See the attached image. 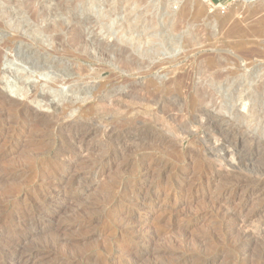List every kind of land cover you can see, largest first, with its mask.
<instances>
[{"label":"rangeland","instance_id":"1","mask_svg":"<svg viewBox=\"0 0 264 264\" xmlns=\"http://www.w3.org/2000/svg\"><path fill=\"white\" fill-rule=\"evenodd\" d=\"M200 90L208 95L204 101ZM0 92L13 103L0 111V124L4 114L9 133L20 139L6 145L5 135L0 136V170L22 169L0 181V264H31L23 262L27 252L15 261L9 242L17 233L26 247L46 242L55 247L57 254L53 251L47 264H104L107 259L111 264H264V0H242L225 12L197 0H0ZM141 97L153 98V106L159 103L140 106ZM67 104L72 109L58 116ZM79 104L85 106L77 117ZM155 107L171 108L174 118L153 114ZM28 110L38 118H18L25 123L16 124L15 117ZM88 129L92 134L83 150L68 154L73 137ZM101 157L109 163L94 164ZM74 176V188L83 189L79 198L59 194L28 224L11 230L16 205L42 190L38 195L67 187ZM11 192L17 202H6ZM235 216L257 230L240 239L233 230ZM122 224L136 226L137 234L122 231ZM153 232L158 236H150ZM130 237L144 249L134 260L122 246ZM177 255L185 257L173 260Z\"/></svg>","mask_w":264,"mask_h":264},{"label":"bare ground","instance_id":"2","mask_svg":"<svg viewBox=\"0 0 264 264\" xmlns=\"http://www.w3.org/2000/svg\"><path fill=\"white\" fill-rule=\"evenodd\" d=\"M206 5V4H205ZM188 6V5H187ZM187 9V8H186ZM199 12V11H198ZM76 38V37H75ZM241 42V41H240ZM243 42V41H242ZM84 44V43H83ZM238 44V43H237ZM85 46V45H84ZM44 51V50H43ZM209 65H210V67H213L214 66V63H209ZM195 72V71H194ZM8 82V81H7ZM21 82V81H20ZM19 83V82H18ZM166 83V82H165ZM3 84H4V82H3ZM11 84V83H10ZM23 84V83H22ZM9 85V84H8ZM13 85V84H12ZM18 85V84H17ZM167 85V84H166ZM182 85V84H181ZM16 86V85H15ZM21 86V85H20ZM147 86V85H146ZM3 87H4V85H3ZM12 87V86H11ZM24 87V86H23ZM134 87V86H133ZM182 87V86H181ZM17 88H19V87H17ZM102 88V87H101ZM11 89V88H10ZM22 89V88H21ZM24 89V88H23ZM38 89V88H37ZM195 89V88H194ZM183 90V89H182ZM18 91V90H17ZM168 92H169V90H167ZM201 91V90H200ZM199 91V92H200ZM20 92V91H19ZM103 92V91H102ZM139 92V91H138ZM144 92V91H143ZM162 92H163V90H162ZM183 92V91H182ZM1 93V92H0ZM35 93L37 94V92L35 91ZM101 93V92H100ZM161 94V93H160ZM169 94V93H168ZM167 94V95H168ZM2 95V94H1ZM95 95V94H94ZM126 95V94H125ZM5 96V95H4ZM35 96V95H34ZM98 96H99V94H98ZM129 96H131V95H129ZM172 96V95H171ZM39 97H40V95H39ZM140 97V96H139ZM138 97V98H139ZM156 97V96H155ZM161 97V96H160ZM173 97V96H172ZM171 97V98H172ZM207 97H208V95L206 94V93H202V91L200 92V97H199V100L200 101H204V100H206L207 99ZM7 98V97H6ZM98 98V97H97ZM129 98V97H128ZM132 98H133V96H132ZM157 98V97H156ZM165 98V97H164ZM113 99V98H112ZM163 99V98H162ZM176 99V98H175ZM178 99V98H177ZM33 100V99H32ZM96 100V99H95ZM99 100V99H98ZM101 100V99H100ZM110 100H111V98H110ZM118 100V99H117ZM126 100V99H125ZM128 100V99H127ZM103 101V100H102ZM135 101V100H134ZM137 101V100H136ZM136 101H135V103L134 104H136ZM154 100H153V98H149V97H141L140 99H139V101L137 102L138 104L140 103V104H142V105H144L145 107H150L151 105L153 106V104H152V102H153ZM166 101V100H165ZM210 101V100H209ZM111 102V101H110ZM113 102H114V100H113ZM120 102V101H119ZM133 102V101H132ZM131 102V103H132ZM158 102V101H157ZM157 102H156V104H157ZM167 102V101H166ZM11 103H12V100H7V99H5V97H0V111H2V110H6V112H7V109L9 108V106L11 105ZM15 103V102H14ZM17 103V102H16ZM71 103V102H70ZM74 103V102H73ZM116 103V102H115ZM126 103H128V102H126ZM155 103V102H154ZM159 103V102H158ZM165 103V102H164ZM180 103L181 102H179V105H180ZM13 104V103H12ZM22 104V103H21ZM25 104V103H24ZM88 104H90V103H88ZM119 104V103H118ZM124 104V103H123ZM139 104V105H140ZM156 104H154V106L156 105ZM20 105V104H19ZM26 105V104H25ZM133 105V104H132ZM139 105H137L138 107H139ZM142 105H140V106H142ZM188 105V104H187ZM196 105V104H195ZM15 106V105H14ZM63 106V105H62ZM85 106V105H84ZM84 106L83 105H81V104H79L78 106H76L75 107V109H76V113H77V117L81 114V112L83 111V108H84ZM98 106V105H97ZM111 106H112V102H111ZM117 106V105H116ZM143 106V107H144ZM153 106V107H154ZM27 107V106H26ZM107 107V106H106ZM109 107V106H108ZM120 107V106H119ZM122 107V106H121ZM129 107V106H128ZM130 107H131V105H130ZM129 107V108H130ZM133 107V106H132ZM135 107V106H134ZM133 107V108H134ZM138 107H137V109H138ZM172 107H174V106H172ZM188 107V106H187ZM199 107V106H198ZM11 108H12V106H11ZM24 108V107H23ZM29 108V107H28ZM110 108V107H109ZM123 108V107H122ZM184 108V107H183ZM201 108V107H200ZM13 109V108H12ZM11 109V110H12ZM22 109V108H21ZM27 109V108H26ZM68 109H72V107H71V104H67V105H65V107H62V108H59V113H57L58 114V116L59 115H65L66 114V112H67V110ZM99 109V108H98ZM127 109V108H126ZM143 109V108H142ZM155 109H156V113H153L152 111H150V112H152L153 114H157V112L159 111L160 112V114L162 115V116H164V118H165V120H166V118H170L171 120L174 118V116L172 115V113H171V108H169L170 110H166V109H162V108H159V107H155ZM155 109H151V110H154L155 111ZM58 109H56L55 111H57ZM128 110V109H127ZM132 110V109H131ZM188 110V109H187ZM8 111H10V109L8 110ZM21 111V110H20ZM25 111V110H24ZM129 111V110H128ZM139 111V110H138ZM145 111V110H144ZM182 115H183V113H182V111H183V109L181 110H178ZM12 112V111H11ZM69 112V111H68ZM85 112H86V110H85ZM97 112V111H96ZM190 112V111H189ZM203 112V111H202ZM75 113V114H76ZM95 113V112H94ZM93 113V114H94ZM136 113V112H135ZM139 113V112H138ZM3 114V113H2ZM1 114V115H2ZM10 114V113H9ZM23 115H20V116H16L15 117V119L17 120V121H15V119H14V122H16V124H20V123H25L24 122V120H20V119H25V120H29L30 118H33V117H37V113H34L33 111H30V110H28L27 112H24V113H22ZM99 114V113H98ZM131 114V113H130ZM175 114V113H174ZM186 114V113H185ZM189 114V113H188ZM198 114V113H197ZM196 114V115H197ZM206 114V113H205ZM11 115V114H10ZM152 115V114H151ZM195 115V116H196ZM208 115V114H207ZM207 115H206V117H207ZM5 115L3 114V119H2V124H0V136H2V134H4L5 135V137H3L4 139L2 140L3 141V143L4 144H6V145H9V144H18L20 141V139H18L17 140V138H14V137H12L11 136V131H10V121H8V118H6V116L4 117ZM8 116V115H7ZM51 116V115H50ZM57 116V115H56ZM94 116V115H93ZM129 116V115H128ZM135 116V115H134ZM139 116V115H138ZM12 117H14L13 115H12ZM47 117V116H46ZM132 117V116H131ZM130 117V118H131ZM141 117V116H140ZM146 117V116H145ZM188 117V116H187ZM191 117V116H190ZM199 117V116H198ZM210 117V116H209ZM244 119H246L248 116L247 115H244V116H242ZM18 118H20V119H18ZM38 118V117H37ZM138 118V117H137ZM142 118V117H141ZM11 119V118H10ZM51 119V118H50ZM60 119V118H59ZM59 119H58V122H59ZM62 119H64V118H62ZM68 119H70V117L68 118ZM78 119V118H77ZM136 119V118H135ZM200 119H201V117H200ZM206 119V118H205ZM208 119V118H207ZM212 119V118H211ZM43 120H44V117H43ZM57 120V119H56ZM80 120H81V118H80ZM87 120V119H86ZM138 120H140V119H138ZM190 120H191V118H190ZM64 121V120H63ZM82 121H83V119H82ZM198 121V120H197ZM196 121V122H197ZM14 122L12 121V123L14 124ZM31 122V121H30ZM33 122V121H32ZM35 122V121H34ZM47 122V121H46ZM124 122V121H123ZM128 123H129V120L127 121ZM131 122H132V120H131ZM133 122H134V120H133ZM135 122H136V120H135ZM163 122H165L164 120H163ZM171 122V121H170ZM174 121H172V124L174 125V123H173ZM211 122V121H210ZM44 123V122H43ZM61 123H65V125L66 124H68L69 122H61ZM71 123V122H70ZM79 123V122H78ZM137 123V122H136ZM140 123V122H139ZM191 123V122H190ZM198 123V122H197ZM29 124V123H28ZM57 124V123H56ZM74 124H75V122H74ZM113 124V123H112ZM124 124H126V123H124ZM169 124V123H168ZM181 124V123H180ZM196 124V123H195ZM210 124V123H209ZM213 124V123H212ZM12 125V124H11ZM25 125H27V124H25ZM65 125H64V128H65ZM80 125V124H79ZM84 125V124H83ZM86 125V124H85ZM84 125V126H85ZM89 125V124H88ZM121 125H123V124H121ZM127 125V124H126ZM133 125V124H132ZM167 125V124H166ZM178 125V124H177ZM185 125V124H184ZM189 125V124H188ZM199 125V124H198ZM208 125V124H207ZM14 126V125H13ZM13 126H12V128L11 129H14L13 128ZM42 127H43V125H41ZM76 126V125H75ZM75 126H73V127H75ZM135 126H137V125H135ZM135 126H133V127H135ZM141 126V125H140ZM143 126H144V123H143ZM160 126V125H159ZM168 126V125H167ZM26 127V126H25ZM30 127H33V126H30ZM70 127V126H69ZM81 127H83V126H81ZM118 127V126H117ZM122 127V126H121ZM139 127V126H138ZM137 127V128H138ZM162 127H164L163 125H162ZM174 127V126H173ZM205 127V126H204ZM209 127V126H208ZM214 127V126H213ZM212 127V128H213ZM44 128V127H43ZM46 128H47V126H46ZM88 128V127H87ZM91 128V127H90ZM104 128V127H103ZM106 128H107V126H106ZM111 128V127H110ZM116 128V127H115ZM161 128V127H160ZM177 128V127H176ZM182 128H183V126H182ZM201 128V127H200ZM199 128V129H200ZM216 128H218V127H216ZM230 128V127H229ZM28 129H30V128H28ZM59 129H61V128H59ZM65 129H68V127L67 128H65ZM76 129H78V128H76ZM105 129V128H104ZM124 129V128H123ZM134 129V128H133ZM132 128H130V126H129V129H127V130H129L130 132H135V129L133 130ZM149 129V128H148ZM162 129V128H161ZM214 129V128H213ZM225 129V128H224ZM42 130H44V129H42ZM41 130V131H42ZM55 130H56V128H55ZM91 130L92 129H88V130H84V131H82V132H80V133H78V134H76L74 137H73V139L71 140V143H69L70 145H69V150L67 151V153L68 154H70V152H75V151H82L83 150V148H84V145H83V142H84V139H86V137H88V136H90V134H92L91 133ZM111 130V129H110ZM113 130V129H112ZM126 130V132H128ZM143 130V129H142ZM150 130V129H149ZM182 130V129H181ZM211 130V129H210ZM218 130V129H217ZM65 131V130H64ZM71 131V130H70ZM75 131V130H74ZM73 131V132H74ZM107 131L108 130H106V134H107ZM122 131V130H121ZM154 131V130H153ZM178 131V130H177ZM214 131V130H213ZM220 131H222V129L220 130ZM224 131V130H223ZM10 132V133H9ZM60 132V131H59ZM63 132V131H62ZM67 132H68V130H67ZM66 132V133H67ZM93 132V131H92ZM105 132V131H104ZM109 132V131H108ZM115 132V131H114ZM124 132H125V130H124ZM136 132H137V130H136ZM140 132V131H139ZM144 132V131H143ZM143 132H141V133H143ZM147 132V131H146ZM157 132V131H156ZM173 132H175L174 131V129H173ZM64 133V132H63ZM63 133H61V135L63 134ZM65 133V134H66ZM76 133V132H75ZM94 133V132H93ZM116 133V132H115ZM154 133V132H153ZM159 133V132H158ZM213 133V132H212ZM211 133V134H212ZM29 134V133H28ZM44 134V133H43ZM64 134V135H65ZM105 134V133H104ZM103 134V135H104ZM109 134V133H108ZM122 134V133H121ZM134 134H137V133H134ZM134 134H132V135H134ZM149 134V133H148ZM147 134V135H148ZM175 134H176V132H175ZM183 134H184V132H183ZM226 134V133H225ZM122 135H125V133L124 134H122ZM126 135H127V133H126ZM125 135V136H126ZM130 134L128 133V136H129ZM155 135V134H154ZM185 135V134H184ZM210 135V134H209ZM222 135V134H221ZM110 136V135H109ZM108 136V137H109ZM113 136V135H112ZM136 136V135H135ZM149 136H150V134H149ZM178 136V135H177ZM176 136V137H177ZM187 136V135H186ZM208 136V135H207ZM223 136H225V135H223ZM223 136H222V138L221 139H224L223 138ZM231 136V135H230ZM105 137H107V136H105ZM107 137V138H108ZM115 137V136H114ZM117 137V136H116ZM134 137V136H133ZM132 137V138H133ZM152 137V136H151ZM155 137V136H154ZM209 137H211V136H209ZM58 138V137H57ZM64 138V137H63ZM89 138V137H88ZM118 138V137H117ZM130 138V137H129ZM139 138V137H138ZM183 138V137H182ZM212 138V137H211ZM62 139V138H61ZM69 139H71V138H69ZM109 139V138H108ZM120 139V138H119ZM121 139H123L122 137H121ZM124 139H125V137H124ZM126 139H128V138H126ZM134 139V138H133ZM236 139V138H235ZM62 140H64V139H62ZM89 140V139H88ZM107 140V139H106ZM130 140V139H129ZM146 140V139H145ZM2 141H0V143L2 142ZM68 141V140H67ZM66 141V142H67ZM114 141H115V139H114ZM117 141V140H116ZM131 141H132V139H131ZM149 141V140H148ZM160 141V140H159ZM166 141V140H165ZM164 141V142H165ZM172 141V140H171ZM178 141V140H177ZM222 141V140H221ZM236 141V140H235ZM86 142V141H85ZM111 142V141H110ZM113 142V141H112ZM120 142V141H119ZM123 142V141H122ZM130 142V141H129ZM129 142H128V145H133L132 144V142H130L131 144H129ZM135 142V141H134ZM137 142H138V140H137ZM141 143H144V142H142V140L140 141ZM146 142V141H145ZM161 142V141H160ZM180 142V141H179ZM210 142V141H209ZM87 143V142H86ZM136 143V142H135ZM166 143V142H165ZM168 143V142H167ZM166 143V144H167ZM224 143V142H223ZM230 143V142H229ZM2 144V143H1ZM137 144V143H136ZM163 144V143H162ZM125 145H126V143H125ZM142 145V144H141ZM161 145V144H160ZM165 145V144H164ZM174 145V144H173ZM234 145V144H233ZM17 146H19V145H17ZM61 146H63V145H61ZM61 146H59V147H61ZM121 146H122V144H121ZM136 146V145H135ZM137 146H139L138 144H137ZM162 146V145H161ZM64 147H65V144H64ZM67 147V146H66ZM86 147V146H85ZM128 147V150H129V146H127ZM172 147V146H171ZM121 148H123V147H121ZM125 148V147H124ZM168 148H170L169 146H168ZM180 148V147H179ZM57 150H59V149H57ZM62 151H63V149H61ZM65 150V149H64ZM84 150H86V149H84ZM125 150V149H124ZM119 151V150H118ZM1 152V151H0ZM66 152V151H65ZM84 152H86V151H84ZM116 152H117V149H116ZM115 152V153H116ZM125 152H126V150H125ZM6 153V152H5ZM4 153V154H5ZM61 153V152H60ZM113 153V152H112ZM174 153V152H173ZM62 154L63 153H61V157H62ZM122 153H120V155H121ZM2 155H3V153H1L0 154V159L2 158ZM58 155H60L59 153H58ZM67 155V154H66ZM65 155V156H66ZM109 155V154H108ZM111 155V154H110ZM4 156V155H3ZM105 156H106V154H105ZM114 156V155H113ZM115 156H116V154H115ZM119 156V155H118ZM60 157V156H59ZM110 157V156H109ZM112 157V156H111ZM63 158H64V156H63ZM99 158V157H98ZM97 158V159H98ZM113 158V157H112ZM116 158V157H115ZM114 158V159H115ZM96 159V160H97ZM118 160H119V158H118ZM4 161V160H3ZM109 158L108 157H101L100 159H99V161H97L96 163H94V164H104V163H109ZM112 162H114V161H112ZM213 162V161H212ZM87 163V162H86ZM91 163V162H90ZM158 163V162H157ZM156 164V163H155ZM210 164H212L213 165V163H210ZM109 165H111V164H109ZM157 165V164H156ZM23 166V165H22ZM43 165H41V167H42ZM121 166V165H120ZM166 166V165H165ZM2 167V166H1ZM30 167V166H29ZM36 167H37V165H36ZM35 167V168H36ZM154 167V166H153ZM153 167H152V169H153ZM38 168V167H37ZM164 168V167H163ZM39 169V168H38ZM51 169V168H50ZM88 169V168H87ZM149 169V168H148ZM208 169V168H207ZM20 170H22L21 168H18V167H14V168H4V169H2V170H0V181L2 180H4V178H8V177H15L17 174H20L19 172H20ZM162 170V169H161ZM164 170V169H163ZM41 171H42V169H41ZM87 171V170H86ZM148 171V170H147ZM152 171V170H151ZM150 171V172H151ZM166 171V170H165ZM21 172H24V170L23 171H21ZM37 172H39V171H37ZM163 172V171H162ZM27 173V172H26ZM39 173H41V172H39ZM30 174V173H29ZM44 174V173H43ZM42 174V175H43ZM86 174V173H85ZM84 174V175H85ZM146 174V173H145ZM218 174V173H217ZM22 175V174H21ZM28 175V174H27ZM26 175V176H27ZM159 175H161L160 173H159ZM178 175V174H177ZM228 175V174H227ZM20 176V175H19ZM81 176V175H80ZM79 176V178H81ZM142 176H143V174H142ZM217 176V175H216ZM18 177V176H17ZM25 177V176H24ZM29 177H31V176H28V179H29ZM37 177L38 178H41V175H38L37 174ZM147 177V176H146ZM87 178V177H86ZM152 178V177H151ZM154 178V177H153ZM155 178H156V176H155ZM157 178H158V176H157ZM156 178V179H157ZM213 178V177H212ZM255 178V177H254ZM259 178H261V177H259ZM48 179V178H47ZM216 179V178H215ZM221 179V178H220ZM67 180V179H66ZM76 180H77V178L74 176V179H72V182H71V184H68V186L66 187V186H64L63 187V185L62 186H60V185H58V186H55L57 189V191H54V190H50L48 193H46L45 195H43V196H40V195H38V194H42V191L40 192L39 190H38V192H40V193H38L37 195H31L30 196V198H29V200L27 201V202H25V203H23V204H21V205H16L15 207H14V211H15V213H16V216H17V221L12 225V228H11V230L13 231L14 229H19L18 227L20 226V225H22V224H28V223H25V222H27V221H29L30 219H32L33 218V216L34 215H36L37 213H40L42 210H44L51 202H55V201H57V199H58V195L59 194H62L63 196H67V195H69V196H71V199L72 198H76V197H78L79 198V196L82 194V192H83V189H81V188H74L75 186H74V183L76 182ZM231 180H233V179H231ZM241 180V179H240ZM245 180V179H244ZM249 180V179H248ZM50 181V180H49ZM68 181V183H70ZM79 181H80V179H79ZM238 181V180H237ZM236 180H235V183L237 182ZM253 181H255V182H257L255 179L253 180ZM34 182V181H33ZM247 182V181H246ZM249 182V181H248ZM251 182V181H250ZM3 183V182H2ZM30 183V182H29ZM48 183V182H47ZM47 183H46V185H47ZM65 183V182H64ZM242 183H245V182H243L242 181ZM33 184V183H32ZM40 184H41V182H40ZM49 184H50V182H49ZM52 184V183H51ZM232 184V183H231ZM241 184V183H240ZM254 184V183H253ZM55 185V184H54ZM76 185H78V184H76ZM250 185V184H249ZM252 185V184H251ZM254 185H257V183L256 184H254ZM259 185H261V184H259ZM33 186V185H32ZM31 186V187H32ZM37 186H38V184H37ZM42 186H43V184H42ZM49 186V185H48ZM48 186H46L47 188H48ZM51 186H53V185H51ZM157 186V185H156ZM242 187H243V185H241ZM264 186V185H263ZM36 187V186H35ZM44 187V186H43ZM80 187V186H79ZM164 187V186H163ZM180 187V186H179ZM224 187V186H223ZM254 187V186H253ZM258 187H260V186H256V187H254V191H258L259 190V188ZM41 188V187H40ZM51 188V187H50ZM112 188V187H111ZM167 188V187H166ZM170 189H171V187H169ZM233 188V187H232ZM231 188V189H232ZM31 189V188H30ZM53 189V188H52ZM122 189H123V186H122ZM158 189V188H157ZM162 189V188H161ZM165 189V188H164ZM176 189V188H175ZM174 189V190H175ZM178 189V188H177ZM176 189V190H177ZM263 189V188H262ZM45 190V189H44ZM167 190H169L168 188H167ZM173 190V189H172ZM179 190V189H178ZM245 190V189H244ZM250 190V189H249ZM252 190V189H251ZM250 190V191H251ZM29 191V190H28ZM135 191H136V188H135ZM157 191V190H156ZM229 190H227V192H228ZM232 191V190H231ZM0 192H1V190H0ZM6 192V191H5ZM35 192V191H34ZM34 192H32V193H34ZM44 192V191H43ZM260 191H258V193H259ZM8 193H9V191H8ZM7 193V194H8ZM21 193V192H20ZM37 193V192H36ZM35 193V194H36ZM118 193H119V191H118ZM117 193V194H118ZM121 193V192H120ZM131 193V192H130ZM160 193H161V191H160ZM164 193V192H163ZM172 193V192H171ZM212 193V192H211ZM231 193V192H230ZM235 193V192H234ZM29 194V193H28ZM135 194V193H134ZM220 194V193H219ZM256 194V193H255ZM129 195V194H128ZM222 195V194H221ZM24 196V195H23ZM68 196V197H69ZM135 196V195H134ZM140 196V195H139ZM163 196H164V194H163ZM166 196H168V195H166V193H165V197ZM219 196V195H218ZM128 197V196H127ZM130 197H131V195H130ZM191 197H192V195H191ZM190 197V198H191ZM242 197V196H241ZM244 197V196H243ZM5 198H7V200H6V202H17V194H15V193H10V194H8V196H6ZM4 198V199H5ZM108 198V197H107ZM135 197H133V199H134ZM151 198V197H150ZM167 198V197H166ZM239 198V197H238ZM142 199H143V197H142ZM156 199V198H155ZM264 199V198H263ZM22 200H26V199H22ZM104 200V199H103ZM148 200H149V198H148ZM162 200H163V198H162ZM168 200V199H167ZM216 200V199H215ZM3 201V200H2ZM60 201V200H59ZM71 201V200H70ZM158 201V200H157ZM187 201V200H186ZM19 202V201H18ZM138 202V201H137ZM141 202H143V201H141ZM146 201H144L143 202V204H149V203H145ZM149 202V201H148ZM185 202V201H184ZM207 202V201H206ZM21 203V202H20ZM113 203V202H112ZM151 203V202H150ZM168 203V202H167ZM18 204V203H17ZM140 204V203H139ZM13 205H15V203L13 204ZM142 205V204H141ZM145 205V206H146ZM224 205V204H223ZM9 206V205H8ZM1 207V206H0ZM3 207V206H2ZM111 207H113V206H111ZM110 207V208H111ZM171 207V206H170ZM221 207H222V205H221ZM224 207V206H223ZM222 207V208H223ZM7 208H9V207H7ZM92 208H93V206H92ZM147 208H149V207H147ZM220 208V207H219ZM229 208V207H228ZM227 208V209H228ZM260 208V207H259ZM13 209V208H12ZM173 209V208H172ZM171 209V210H172ZM86 210V209H85ZM85 210H84V214H85ZM92 210V209H91ZM95 210V209H94ZM164 210V209H163ZM167 210V209H166ZM170 210V211H171ZM220 210V209H219ZM224 210V209H223ZM226 210V209H225ZM260 210V209H259ZM263 210H264V208H263ZM49 211V210H48ZM152 211V210H151ZM168 211V210H167ZM173 211H175L174 209H173ZM229 211L230 210H227V212L229 213ZM238 211V210H237ZM240 211V210H239ZM2 212V211H1ZM89 212H90V210H89ZM261 212H263L262 211V209H261ZM6 213V212H5ZM168 214H169V216H170V213L169 212H167ZM227 213V214H228ZM234 213H235V211H234ZM254 213V212H253ZM45 214V213H44ZM83 214V215H84ZM226 214V215H227ZM233 214V213H232ZM238 214V213H237ZM249 214V213H248ZM248 214H246V215H248ZM262 214V213H261ZM121 215V214H120ZM120 215H119V217H120ZM231 215V214H230ZM235 215H236V213H235ZM250 215V214H249ZM258 215V214H257ZM71 216V215H70ZM80 216V215H79ZM177 216V215H176ZM241 216V215H240ZM262 216H264L263 214H262ZM44 217V216H43ZM42 217V218H43ZM67 217V216H66ZM119 217H118V219H119ZM124 218L126 217V216H123ZM123 217H122V219H123ZM234 217V216H233ZM238 217V216H237ZM249 217V216H248ZM254 217V216H253ZM3 218H5V216L3 217ZM2 218V219H3ZM7 218V217H6ZM9 218V217H8ZM11 218V217H10ZM16 218V217H15ZM14 218V219H15ZM88 218V217H87ZM164 218V217H163ZM223 218V217H222ZM229 218V217H228ZM227 218V219H228ZM235 218H236V216H235ZM243 218V217H242ZM250 218V217H249ZM1 219V218H0ZM12 219V218H11ZM36 219V218H35ZM34 219V220H35ZM118 219H115V220H118ZM226 219V218H225ZM237 219V221H231L232 222V224H235V226H234V228H233V226H232V228H233V230L234 229H236L235 231H234V233H236L237 231H238V233H239V235L238 236H241L240 237V239H242V237L243 238H246V237H250V233H253L254 232V230H253V228L255 229V230H257L256 229V227H252L251 226V228H250V226L248 225V221L244 218V219H240V218H236ZM10 220V219H9ZM38 220V219H37ZM63 220V219H62ZM167 220V219H166ZM248 220H250V219H248ZM1 221V220H0ZM4 221V220H3ZM7 221V220H6ZM44 221V220H43ZM49 221V220H48ZM90 221H93V219L91 218V219H89L88 221H83V223L81 222V226H84L85 227V225L86 224H88ZM114 221V220H113ZM133 221V220H132ZM134 221H136V219L134 220ZM222 221V220H221ZM228 221V220H227ZM10 222V221H9ZM12 222H14L13 220H12ZM96 222V221H95ZM121 222V221H120ZM130 222V221H129ZM175 222V221H174ZM173 222V223H174ZM225 222V221H224ZM230 222V221H229ZM251 222H252V220H251ZM254 222H255V220H254ZM2 223V222H1ZM5 223H8V222H5ZM11 223V222H10ZM39 223V222H38ZM45 223V222H44ZM131 223V222H130ZM136 223H138V222H136ZM141 223V222H140ZM176 223H178V222H176ZM223 223V222H222ZM259 223H261V222H259ZM3 224H4V222H3ZM118 224V223H117ZM135 224V223H134ZM220 224V223H219ZM227 224V223H226ZM231 224V225H232ZM253 224V223H252ZM2 225V224H1ZM11 225V224H10ZM43 225V224H42ZM46 225V224H45ZM123 225V229H122V231H128V233H130L132 236H134V234H137L136 233V226H128V227H125V225L124 224H122ZM130 225V224H129ZM139 225H141V224H139ZM146 225V224H145ZM169 225H171V224H169ZM174 225V224H173ZM177 225V224H176ZM254 225H256V224H254ZM8 226V225H7ZM6 226V227H7ZM30 226V225H29ZM31 226H32V223H31ZM66 226V225H65ZM69 226V225H68ZM121 226V225H120ZM119 226V227H120ZM162 226V225H161ZM178 226V225H177ZM224 226V225H223ZM227 226V225H226ZM259 226V225H258ZM262 226V225H261ZM4 228H5V224H4V226H3ZM2 227V228H3ZM26 227V226H25ZM61 227H63V226H61ZM117 227V226H116ZM138 227V226H137ZM163 227H165V226H163ZM228 227V226H227ZM1 228V227H0ZM42 228H43V226H42ZM64 228V227H63ZM75 228H77V227H75ZM179 228V227H178ZM181 228V227H180ZM221 228V227H220ZM224 228V227H223ZM226 228V227H225ZM229 228V227H228ZM7 229V228H6ZM23 229V228H22ZM79 229V228H78ZM117 229H118V227H117ZM140 229V228H139ZM153 229V228H152ZM161 229V228H160ZM170 229H172V228H170ZM182 229V228H181ZM180 229V231H181V233H182V231L183 230H181ZM184 229V228H183ZM119 230H120V228H119ZM164 230V229H163ZM174 230H176L177 231V229H174ZM179 230V229H178ZM253 230V231H252ZM3 231V230H2ZM5 231V230H4ZM66 231V230H65ZM121 231V232H122ZM153 231V230H152ZM162 231V230H161ZM172 231V230H171ZM211 231V230H210ZM228 231V230H227ZM232 231V230H231ZM262 231L263 230H261V233H262ZM14 232H15V230H14ZM61 232V231H60ZM83 232V231H82ZM162 232H164V231H162ZM169 232H170V230H169ZM222 232V231H221ZM224 232H226V231H224ZM233 232V231H232ZM260 232V231H259ZM25 233V232H24ZM54 233V232H53ZM62 233V232H61ZM119 233V232H118ZM125 233V232H124ZM151 233V232H150ZM150 233H148V234H150ZM228 233V232H227ZM238 233H236V234H238ZM14 234V233H13ZM60 234V233H59ZM122 234V233H121ZM129 234V235H130ZM20 235V233H17V234H14V236H12V237H10V242H9V244H11L12 245V247H10V248H13V252L15 253V261H17V263H19V262H21L22 261V258H24L25 257V260L23 261L24 263H31V264H47L46 263V259L47 258H49L52 254H54L56 251H54L53 250V248H55V247H53V246H51L52 244H50V245H47V242H46V244H43V243H41V245L39 244V245H33V246H29L28 245V247H26L25 245H24V240H23V238L24 237H21V236H19ZM26 235V234H25ZM128 235V236H129ZM157 235V232H153L152 233V235H150V236H156ZM216 235V234H215ZM221 235V234H220ZM224 235V234H223ZM232 235H233V233H232ZM262 235V234H261ZM59 236H61V235H59ZM126 236V235H125ZM158 236V235H157ZM213 236V235H212ZM238 236H236V237H238ZM255 236H257V235H255ZM259 236V235H258ZM257 236V237H258ZM264 236V235H263ZM4 237H6L5 235H4ZM122 237H123V235H122ZM221 237V236H220ZM234 236H232V238H233ZM235 237V238H236ZM254 237V236H253ZM7 238V237H6ZM83 238V237H82ZM219 238V237H218ZM231 238V239H232ZM255 238V237H254ZM263 238V237H262ZM3 239H5V238H3ZM25 239V238H24ZM58 239V238H57ZM156 239V238H155ZM238 239V238H237ZM261 239V236H260V238H259V240ZM264 239V238H263ZM6 240V239H5ZM51 240V239H50ZM62 240V239H61ZM65 240V239H64ZM153 240V239H152ZM201 240V239H200ZM236 240V239H235ZM234 240V241H235ZM9 241V240H8ZM117 241V240H116ZM224 241V240H223ZM232 241V240H231ZM244 241V240H243ZM251 241V240H250ZM260 241H262V240H260ZM264 241V240H263ZM262 241V242H263ZM61 242V241H60ZM122 242V241H121ZM120 242V243H121ZM149 242V241H148ZM199 242H201V241H199V239H198V242L197 243H199ZM229 242V241H228ZM233 242V241H232ZM252 242V241H251ZM29 243H31V242H29ZM117 243V242H116ZM240 243V242H239ZM243 243V242H242ZM247 243H248V241H247ZM256 243V242H255ZM8 244V243H7ZM26 244H28V243H26ZM43 244V245H42ZM56 244H58V243H56ZM149 244V243H148ZM147 244V241H145V245H148ZM246 244V243H245ZM125 246L126 247V250L124 249V248H122V249H124L126 252H128V253H130V255L132 256L130 259H132V260H134L135 258H137L138 257V255L141 253V252H143L144 251V249L143 248H139V246L137 245V243H134L133 242V239H132V237H130L129 239H127V240H125L124 241V243H122V246ZM218 245V244H217ZM235 245V244H234ZM237 245V244H236ZM261 245H263V244H260L259 246H261ZM9 246V245H8ZM220 246V245H219ZM246 246V245H245ZM256 246V245H255ZM255 246H254V248H255ZM257 246H258V244H257ZM72 247V246H71ZM222 247V246H221ZM251 247V246H250ZM118 248V247H117ZM216 248V247H215ZM224 248V247H223ZM236 248V247H235ZM238 248H239V246H238ZM246 248V247H245ZM254 248H252V250L254 249ZM258 247H256V249H257ZM240 249V248H239ZM241 249H242V247H241ZM249 249V248H248ZM56 250H57V248H56ZM70 250H71V248H70ZM117 250V249H116ZM119 250H121V249H119ZM247 250V249H246ZM251 250V251H252ZM258 250H260V249H258ZM8 251V250H7ZM9 251H10V249H9ZM53 251H54V253H53ZM78 251V250H77ZM245 251V250H244ZM254 251H255V249H254ZM254 251H252V252H254ZM262 251V250H261ZM24 252H27L26 253V255L24 254ZM70 252V251H69ZM119 252V251H118ZM122 252V251H121ZM165 252V251H164ZM243 252V251H242ZM249 252V251H248ZM1 253V252H0ZM67 253V252H66ZM74 253V252H73ZM85 253V252H84ZM83 253V254H84ZM168 253H169V251H168ZM173 253V252H172ZM181 253V252H180ZM187 253V252H186ZM217 253V252H216ZM2 254V253H1ZM18 254H19V256H18ZM57 253H55L54 255H56ZM71 254V253H70ZM117 254V253H116ZM122 254V253H121ZM123 254H125V253H123ZM166 254V253H165ZM182 254V253H181ZM184 254V253H183ZM212 254V256H213V253H211ZM219 254V253H218ZM237 255H238V253H236ZM242 254H244V253H242ZM254 254V253H253ZM256 254H257V252H256ZM264 254V253H263ZM263 254H261V255H263ZM23 255H25L24 257H23ZM67 255V254H66ZM76 255V254H75ZM77 255H78V253H77ZM76 255V256H77ZM105 255H107V254H105ZM127 255V254H126ZM175 255V254H174ZM246 255V254H245ZM245 255H243L244 257H245ZM255 255V254H254ZM6 256V255H5ZM53 256V255H52ZM51 256V257H52ZM72 256V255H71ZM75 256V257H76ZM92 256V255H91ZM114 256V255H113ZM163 256V255H162ZM211 256V257H212ZM242 256V257H243ZM248 256V255H247ZM250 256V255H249ZM257 256V255H256ZM260 256V255H259ZM9 257V256H8ZM7 257V258H8ZM54 257V256H53ZM62 257V256H61ZM69 257V256H68ZM81 257H83V255L81 256ZM119 257V256H118ZM125 257V256H124ZM128 257V256H127ZM130 257V256H129ZM129 257H128V259H129ZM184 258L185 256L184 255H177V257L176 258H173V260H178V259H181V258ZM210 257V256H209ZM11 258V257H10ZM14 258V257H13ZM58 258V257H57ZM72 258V257H71ZM78 258V257H77ZM104 258V257H103ZM123 258V257H122ZM249 257H247L246 259H248ZM256 258H258V257H256ZM51 259V258H50ZM62 259V258H61ZM65 259V258H64ZM82 259V258H81ZM207 259V258H206ZM10 260V259H9ZM66 260V259H65ZM96 260V259H95ZM98 260V259H97ZM103 260V259H102ZM124 260H126V259H124ZM124 260H122V261H124ZM163 260V259H162ZM164 260H165V258H164ZM163 260V261H164ZM167 260V259H166ZM186 260V259H185ZM251 261H252V259H250ZM2 261V260H1ZM47 261H49V260H47ZM100 261V260H99ZM104 261V264H111L110 263V261H109V259H107V260H103ZM103 261H102V263H103ZM119 261H120V259H119ZM249 261V260H248ZM256 261V260H255ZM92 262V261H91ZM117 262V261H116ZM126 262V261H125ZM128 262V261H127ZM132 262V261H131ZM172 262L173 261H169V262H161V263H159V260H158V264H172ZM175 262V261H174ZM183 262V261H182ZM256 262H258V261H256ZM2 263V262H1ZM122 263V262H121ZM154 263V262H153ZM177 263V262H176ZM181 263V262H180ZM252 263V262H251ZM90 264V263H89ZM118 264V263H117ZM126 264V263H125ZM156 264V263H155ZM178 264V263H177ZM202 264H204V262L202 263ZM257 264V263H256ZM260 264V263H259Z\"/></svg>","mask_w":264,"mask_h":264},{"label":"built area","instance_id":"3","mask_svg":"<svg viewBox=\"0 0 264 264\" xmlns=\"http://www.w3.org/2000/svg\"><path fill=\"white\" fill-rule=\"evenodd\" d=\"M205 3L210 9H219L221 12H225L229 5L242 0H197ZM244 1V0H243Z\"/></svg>","mask_w":264,"mask_h":264}]
</instances>
